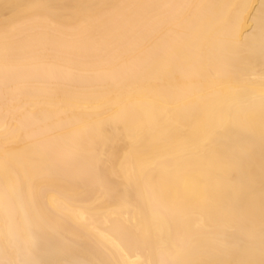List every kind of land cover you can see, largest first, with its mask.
Returning a JSON list of instances; mask_svg holds the SVG:
<instances>
[{
	"label": "bare ground",
	"instance_id": "bare-ground-1",
	"mask_svg": "<svg viewBox=\"0 0 264 264\" xmlns=\"http://www.w3.org/2000/svg\"><path fill=\"white\" fill-rule=\"evenodd\" d=\"M0 264H264V0H0Z\"/></svg>",
	"mask_w": 264,
	"mask_h": 264
}]
</instances>
